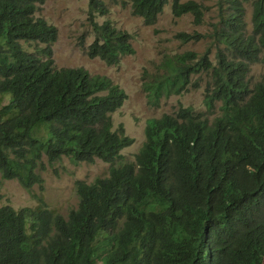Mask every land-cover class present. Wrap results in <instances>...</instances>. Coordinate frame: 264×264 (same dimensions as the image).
<instances>
[{"label": "trees", "instance_id": "trees-1", "mask_svg": "<svg viewBox=\"0 0 264 264\" xmlns=\"http://www.w3.org/2000/svg\"><path fill=\"white\" fill-rule=\"evenodd\" d=\"M44 1L0 0V181L41 184L43 156L111 165L107 176L75 184L78 205L66 218L42 199L0 205V264H264V75L248 76L264 63V0H252L249 33L246 0L220 7L208 34L215 62L210 48L162 59L144 84L148 103L197 87L191 78L204 73L206 109L148 119L131 161L121 151L133 138L111 119L126 93L105 75L54 65L57 28L36 15ZM167 1L131 0V11L150 25ZM171 11L202 21L195 0H172ZM95 12H107L102 0L89 2L86 54L117 64L134 52L130 34L96 22Z\"/></svg>", "mask_w": 264, "mask_h": 264}, {"label": "rangeland", "instance_id": "rangeland-1", "mask_svg": "<svg viewBox=\"0 0 264 264\" xmlns=\"http://www.w3.org/2000/svg\"><path fill=\"white\" fill-rule=\"evenodd\" d=\"M102 1L107 12L104 15L95 12L94 20L98 23L108 20L117 29L127 31L134 49L132 54L121 56L119 62L113 65L99 58H89L86 54L87 46L93 39L92 26L88 20L90 0H45L36 15L57 28V38L52 45V58L57 68L83 67L90 74L107 76L126 93L122 106L111 114V119L112 129L122 127L124 133L133 138L132 144L121 151L122 160L131 161L145 140L144 128L148 119L163 113H173L179 106L205 111L204 93L209 76L204 73L192 76L191 81L197 82V87L163 97L157 106L148 103L144 84L162 71L161 62L166 55L185 51L202 54L206 48H210V57L215 62L217 48L208 34L220 20V7L225 10L227 3L226 0H195L201 4L203 11L202 21L196 23L190 13L174 16L171 11L172 0H168L156 22L147 25L132 13L131 0ZM251 3L252 0L243 3V20L248 33L251 31ZM180 32H196L204 37L184 42L177 37ZM263 75V62L251 65L248 73L251 82L258 81ZM110 165L97 158L91 163H74L65 156L49 163L43 156L42 164L36 169L42 178L41 184L26 188L16 179H2L0 205H10L15 209L35 207L42 199L50 210L66 218L69 211L78 205L75 184L78 181L89 183L96 177L107 176Z\"/></svg>", "mask_w": 264, "mask_h": 264}]
</instances>
